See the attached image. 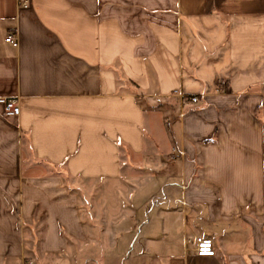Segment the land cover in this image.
Here are the masks:
<instances>
[{"label":"crops","instance_id":"crops-1","mask_svg":"<svg viewBox=\"0 0 264 264\" xmlns=\"http://www.w3.org/2000/svg\"><path fill=\"white\" fill-rule=\"evenodd\" d=\"M0 98V264H264V0H0Z\"/></svg>","mask_w":264,"mask_h":264},{"label":"built area","instance_id":"built-area-1","mask_svg":"<svg viewBox=\"0 0 264 264\" xmlns=\"http://www.w3.org/2000/svg\"><path fill=\"white\" fill-rule=\"evenodd\" d=\"M19 6L22 8H27L29 6V0H18ZM5 42L13 47H17V40L13 35H8L5 38ZM181 97V96H180ZM192 103H197V98L192 97L190 100ZM0 105L3 108V113L7 117L18 116L19 115V105L15 100H8L6 98H0ZM188 243L193 244L194 253L198 257H213L215 255L213 242L209 238L197 237L193 242L188 241Z\"/></svg>","mask_w":264,"mask_h":264},{"label":"rangeland","instance_id":"rangeland-1","mask_svg":"<svg viewBox=\"0 0 264 264\" xmlns=\"http://www.w3.org/2000/svg\"><path fill=\"white\" fill-rule=\"evenodd\" d=\"M176 97V99L178 100V101H174V104L176 105V104H179V102H182L183 100H187V101H190L191 100V98H184V97H178V96H175ZM149 104H151V105H156V103L155 102H150ZM146 129H147V131L149 130V127H148V125L146 124ZM150 131V130H149ZM151 133V132H150ZM151 135L153 136V137H156L153 133H151ZM157 135H161V131L159 130V134L157 133ZM173 150V148H171V153H172V156L170 157V159L172 160L173 159V155H175L177 152L175 151V153H174V150ZM162 152H163V155H165V152L162 150ZM131 179H137V177H134V178H131ZM138 180V179H137ZM138 182H134V184H130V185H134V186H138L139 187V185L137 184ZM116 186L117 187H121V186H118V184H116ZM141 186H144V185H141ZM118 195L119 194H116V193H113L112 191L111 192H109V194H107V202L109 203V205H110V207L112 208V213L113 214H117L118 213V206H120L119 204L120 203H122L123 201H125V199L124 200H122V199H119L118 198ZM158 198H157V200H155V201H157L158 202ZM154 201V202H155Z\"/></svg>","mask_w":264,"mask_h":264}]
</instances>
